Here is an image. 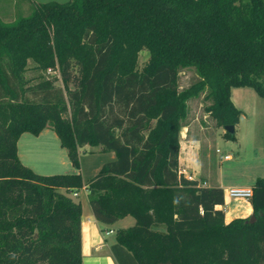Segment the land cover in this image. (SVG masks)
Here are the masks:
<instances>
[{"label": "trees", "instance_id": "1", "mask_svg": "<svg viewBox=\"0 0 264 264\" xmlns=\"http://www.w3.org/2000/svg\"><path fill=\"white\" fill-rule=\"evenodd\" d=\"M184 68L198 78L181 87ZM242 85L264 96V0H49L0 16V264H83L72 193L84 184L99 221L135 218L116 231L119 264H264V176L252 185L255 219L227 221L225 189L179 163L189 100L204 92L217 124L236 125L231 89ZM45 127L76 167L91 155L98 171L25 164L19 137Z\"/></svg>", "mask_w": 264, "mask_h": 264}, {"label": "crops", "instance_id": "2", "mask_svg": "<svg viewBox=\"0 0 264 264\" xmlns=\"http://www.w3.org/2000/svg\"><path fill=\"white\" fill-rule=\"evenodd\" d=\"M237 90L238 88H235V86L232 87L231 97L234 103L243 111L242 115L246 116L247 112L240 107L239 101L234 96V91ZM240 120L235 125V138L233 140L234 142H239V136H237L236 133L237 128L240 124ZM47 128L48 127H45L39 134H34V136H26V133L29 131H25L19 137L18 153L20 159L25 164L29 165L34 170L45 174L58 173L61 171L84 173V171H90L93 168L95 172L98 171L99 167L96 164V160L91 155L88 156V158H85V165L83 167H76L72 163L68 155L67 148L61 145L60 138L59 136H57L58 134H56L55 136L52 132H50V130H46ZM223 128L225 129V127ZM183 129L184 131L180 140L179 163L180 171L183 172L186 176L198 179L200 184L202 185L218 184L224 189L226 188V186H252L258 176H264L260 175L261 173H258L256 168H253L250 172V180L252 181L251 183L243 184L240 181L226 182L223 169L219 170L218 168L217 159L214 162L213 166L211 165L210 168L206 167L203 163L200 150L201 139L196 136H189L187 133L189 128L186 124L183 126ZM248 131V136L252 138L256 137L251 124ZM223 136H217L216 140ZM40 143H43L44 147L46 148H51V151L49 154H47L46 161L44 163H40L37 158L32 156L31 150L35 151L36 153V146H38ZM90 147L91 146H89L88 144L80 147V150L83 152L84 156H87ZM217 148L219 147L217 146ZM259 150L260 154L264 157V141L262 139L259 143ZM228 153L229 152H226L224 154ZM229 154L231 155V157L225 159H232V154ZM61 190L66 191L65 188H62ZM226 190L227 189H225V204L223 205V208L226 213L227 221L235 217H247L253 214V206L250 199L242 198L245 199L246 202L245 206L241 207V205L236 202L240 198L228 196ZM74 192H77V194H74ZM74 192L72 193V195L79 196V200H81L82 203L83 264H119L112 250V245L116 241V231L120 227H128L134 224V216L126 215L119 218L112 224L103 223L95 217L92 211L91 205L89 203L88 185L84 184L83 187L77 189ZM110 234H113V237H110Z\"/></svg>", "mask_w": 264, "mask_h": 264}, {"label": "rangeland", "instance_id": "3", "mask_svg": "<svg viewBox=\"0 0 264 264\" xmlns=\"http://www.w3.org/2000/svg\"><path fill=\"white\" fill-rule=\"evenodd\" d=\"M44 1L49 0H0V16L5 21H13L21 15L30 14L36 3ZM148 55L149 52L145 49L140 52L139 66H143L146 63ZM33 65L34 62L30 60L29 66L31 67ZM33 73L34 70L29 69L27 75L33 76ZM44 75L47 77L58 75V79L55 83L62 85L58 70L44 71ZM197 78L198 75L193 68H184L180 72V86L186 87L197 80ZM235 88H238V90L234 91V96L239 101L240 107L247 112L246 116L242 114L240 116L241 120L236 133V135L239 136V142H234L233 138L223 136L225 129L223 126L218 125L216 119L206 110V106L210 101L204 98V92L198 97L189 100V114L184 120V123L189 128L187 132L189 136H196L201 139V158L206 167L210 168L211 165L213 166L217 159L218 168L219 170L223 169L226 182L240 181L243 184H248L252 182L250 180V172L253 168H256L258 173H261L260 175H264V157L259 152L260 140L262 139L264 141V96L260 95L254 87L249 85L235 86ZM250 124L256 134L255 138L248 136ZM46 130H50L55 136L57 134L51 127H48ZM183 131L184 129L182 128L181 137ZM26 134V136H34L31 132H27ZM219 135L223 137L216 140ZM217 146L221 149L220 152L216 151ZM36 147V153L31 150L32 156L37 158L40 163H44L51 148L44 147L43 143H40ZM93 148L96 151H100L99 146ZM226 152L232 154V159H225L222 156V154L224 155ZM81 153L83 154L82 151ZM227 187L228 186H226L225 189H227ZM74 197L76 199L80 198L79 196ZM236 202H238L241 207H244L246 200L240 198ZM110 237H113V234H110Z\"/></svg>", "mask_w": 264, "mask_h": 264}, {"label": "built area", "instance_id": "4", "mask_svg": "<svg viewBox=\"0 0 264 264\" xmlns=\"http://www.w3.org/2000/svg\"><path fill=\"white\" fill-rule=\"evenodd\" d=\"M217 151L220 152L221 151L220 148H217ZM223 157L230 158L231 155L228 153V154H224ZM226 193L230 197H234V198L240 197V198L250 199V197L253 194V189L252 186H231L227 188ZM74 194H77V192H74Z\"/></svg>", "mask_w": 264, "mask_h": 264}, {"label": "water", "instance_id": "5", "mask_svg": "<svg viewBox=\"0 0 264 264\" xmlns=\"http://www.w3.org/2000/svg\"><path fill=\"white\" fill-rule=\"evenodd\" d=\"M225 130H228L232 133L235 132V125L234 124H227L225 125ZM255 219V214H251V220H254Z\"/></svg>", "mask_w": 264, "mask_h": 264}]
</instances>
